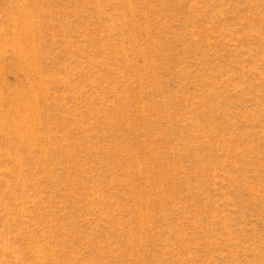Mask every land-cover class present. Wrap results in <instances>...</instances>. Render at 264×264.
<instances>
[{"label":"rangeland","instance_id":"rangeland-1","mask_svg":"<svg viewBox=\"0 0 264 264\" xmlns=\"http://www.w3.org/2000/svg\"><path fill=\"white\" fill-rule=\"evenodd\" d=\"M0 264H264V0H0Z\"/></svg>","mask_w":264,"mask_h":264}]
</instances>
